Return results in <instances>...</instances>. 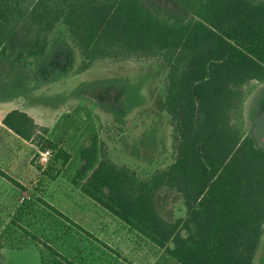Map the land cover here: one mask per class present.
Masks as SVG:
<instances>
[{"label": "trees", "instance_id": "1", "mask_svg": "<svg viewBox=\"0 0 264 264\" xmlns=\"http://www.w3.org/2000/svg\"><path fill=\"white\" fill-rule=\"evenodd\" d=\"M29 1V24L47 32L62 24L72 34L80 71L101 59L167 67L155 104L170 114L174 161L142 178L94 135L77 152L73 182L180 264H254L264 232V148L246 127L244 105L248 86L264 83V0H174L184 13L149 0H0L2 61L15 40L12 21ZM26 41L13 64L46 53L41 33ZM3 124L26 141L39 137L56 160L72 157L27 111L12 109ZM169 195L182 199L184 215L164 217ZM51 264L79 263L58 253Z\"/></svg>", "mask_w": 264, "mask_h": 264}, {"label": "rangeland", "instance_id": "2", "mask_svg": "<svg viewBox=\"0 0 264 264\" xmlns=\"http://www.w3.org/2000/svg\"><path fill=\"white\" fill-rule=\"evenodd\" d=\"M184 13L174 0H149ZM32 1L13 19L9 58L0 60V119L27 111L49 128L71 158L41 163L40 138L26 141L0 125L1 264H51L58 253L79 264H180L163 249L83 193L73 182L80 147L96 135L110 157L148 178L175 159L170 114L155 104L165 90L167 67L156 59H101L80 71L82 54L62 24L52 32L29 24ZM46 38V53L12 63L26 40ZM13 35V37H14ZM26 41V42H25ZM10 52V53H9ZM244 105L245 123L264 148V83L254 81ZM162 214L186 212L181 198L162 201ZM254 264H264V232Z\"/></svg>", "mask_w": 264, "mask_h": 264}, {"label": "built area", "instance_id": "3", "mask_svg": "<svg viewBox=\"0 0 264 264\" xmlns=\"http://www.w3.org/2000/svg\"><path fill=\"white\" fill-rule=\"evenodd\" d=\"M52 157L51 149H43L40 151L39 159L41 163H47Z\"/></svg>", "mask_w": 264, "mask_h": 264}, {"label": "crops", "instance_id": "4", "mask_svg": "<svg viewBox=\"0 0 264 264\" xmlns=\"http://www.w3.org/2000/svg\"><path fill=\"white\" fill-rule=\"evenodd\" d=\"M6 115V114H5ZM5 115L4 116H2V118L0 119V125L2 124V125H4L3 124V118L5 117ZM4 127H6L5 125H4ZM7 128V127H6ZM10 132H13V131H11L9 128H7ZM1 252H2V255H3V248L1 249ZM1 259H2V257H1Z\"/></svg>", "mask_w": 264, "mask_h": 264}]
</instances>
